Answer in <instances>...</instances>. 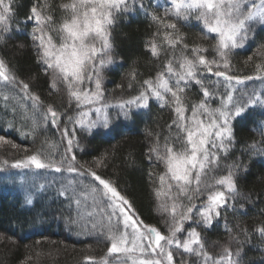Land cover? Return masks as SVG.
Returning <instances> with one entry per match:
<instances>
[{
	"label": "trees",
	"instance_id": "obj_1",
	"mask_svg": "<svg viewBox=\"0 0 264 264\" xmlns=\"http://www.w3.org/2000/svg\"><path fill=\"white\" fill-rule=\"evenodd\" d=\"M65 2L67 0H11L14 15L9 31L0 34V58L10 74L16 77L15 84L22 88L19 82L27 83L29 90L27 101L24 93L23 96L12 93L21 100L0 97V137L7 140L0 146V169L8 171L16 161L34 154L55 165L49 168L67 170L71 162L80 171L95 172L111 182L130 201L139 219L159 228L167 236L172 217L161 204L170 208L172 200L165 195L157 198L156 189L161 187L158 177L165 169L154 156L149 160V149L157 142L162 145L165 137L176 133L175 126L169 127L175 118L170 94L167 103L150 99L147 107L134 108L129 113L119 107L110 109L107 128L102 123L91 129L78 124L76 121L81 119L84 107L78 106L69 96L64 83L57 82L56 88L50 86L55 76L38 62L31 35L34 21L27 20L30 9L35 6L59 21L62 17L60 5ZM127 4V10L117 14L111 28L112 50L109 54L112 63L102 67L97 65L99 92L104 97L101 100L108 106L137 97L144 90L143 81L155 78L163 67L167 54L161 51L159 57H154L146 47L153 39L158 45L167 47L163 42V25L154 21L153 16L166 23H175L176 34L183 38L182 44L187 43L189 49L195 45L206 48L207 51L202 53L206 59H215L219 64V68L211 65L213 73L225 71L227 75L240 78L264 74L255 70L257 65L264 67V23L253 21L250 24L247 39L242 47L230 53V67L225 69L213 50L215 40L211 34L204 38L203 26L194 15L188 19L177 18L171 12L168 0H127ZM158 29L160 36L155 35ZM182 44L177 46V57ZM187 55L191 58L192 54L189 51ZM198 78L203 86L192 81L181 94L185 105L190 110L193 104L206 100L209 108H218V103L210 97L223 92L226 81L203 66H200ZM95 79L93 75L92 81L86 80L81 87L90 94L96 93ZM203 88L211 93L208 98L202 95ZM33 95L39 100L34 102ZM13 102H22L21 108ZM49 106L58 113L55 125L51 120L44 121ZM186 115H190V111ZM65 128L68 130L66 136L63 134ZM232 136L227 151L219 155L218 167L209 175L219 177L231 170L236 183L235 195L229 194L227 207L222 208L220 215L208 226L197 223L200 216L194 211L192 220L184 222L185 231L178 236L183 240L187 230L195 228L211 257L219 258L228 248L234 254L239 251L238 258L232 257L238 259L239 264H264V235L258 231L264 227V105L248 107L236 117L232 123ZM69 139L72 140L71 151L68 150ZM149 173L153 175L150 177ZM6 174L10 175V172ZM36 183L38 186L43 184L39 180ZM0 185V264H86L85 256L105 255L108 247L105 235L102 231L92 234L88 225L75 219L70 198L45 188L37 191L30 201L16 188L6 187L5 182ZM195 187L193 183L187 192L191 201L181 196L176 203L201 206L206 198L205 195L197 196ZM171 195H176L175 189ZM177 252L182 249H173L178 264L181 259L185 264H202V257L179 256Z\"/></svg>",
	"mask_w": 264,
	"mask_h": 264
},
{
	"label": "snow or ice",
	"instance_id": "obj_2",
	"mask_svg": "<svg viewBox=\"0 0 264 264\" xmlns=\"http://www.w3.org/2000/svg\"><path fill=\"white\" fill-rule=\"evenodd\" d=\"M168 3L171 12L177 18L188 19L194 15L195 19L201 22L204 38H209L211 34L215 40L213 50L223 61L225 69L230 67L228 61L230 53L242 47L247 39L251 22L264 23V0H259V4L253 0L250 7L248 0H168ZM127 8V0H67L60 5L62 17L59 21L52 14H45L35 6L30 9L31 15L27 20L34 21L35 26L31 35L37 49L38 62L45 66L46 72L51 70L54 74L55 79L50 85L52 88H56L57 82H62L78 106L93 103L96 94H90L81 85L86 80L91 82L95 75V86L99 92L101 84L97 65L102 67L112 63L109 54L112 50L111 28L117 14L126 11ZM13 15L11 0H0V34L9 31ZM152 18L163 25V42L167 47L158 45L155 39L146 47L154 57H159L161 51H164L167 54L166 61L155 78L143 81L144 90L137 97L121 103L120 107L122 109L132 105L147 107L150 96L167 103L166 98L170 94L175 118L169 127L175 126L176 133L172 137H165L162 145L157 142L150 148L149 160L151 161L154 156L156 161L164 166L165 171L158 177L161 187L156 189V195L158 199L165 195L172 200L170 208L167 204H161L164 211L170 212L172 223L167 236L156 227L145 224L136 216L130 201L121 195L111 182L102 179L95 172H89L88 174L103 186L102 195L108 198L110 201L108 206L112 208L107 215V224L103 226L102 233L109 241L107 254L123 256L124 264H176L173 253L175 248L182 249V252H177L179 256L188 254L202 257V264H239L238 259L232 258L233 255L238 258L239 251L234 254L228 248L224 249L219 258L211 257L205 251L200 233L195 228L187 230L183 240L178 234L185 231L184 222L192 220L194 211L200 216L198 224L210 225L212 220L220 215V210L227 207L229 194L235 195L236 183L231 170L227 175L219 177L209 174L218 167L219 153L227 151L226 142L227 144L232 142L231 119L240 117L244 108L239 106L229 109L228 103H222L220 108L211 109L204 100L199 104H193L189 110L181 94L192 81L203 86L202 80L198 78L200 66L216 77H223L229 86L233 80L237 83H243V80L237 76L227 75L225 71L217 70L213 73L211 65L219 68V64L215 59L211 61L206 59L202 54L207 51L206 48L195 45L189 49L187 43L182 44L183 38L176 34L175 23H166L156 16ZM155 35L160 36L161 30L158 29ZM181 44L180 55L177 57V46ZM189 51L192 54L191 58L187 55ZM255 70L257 73L264 72V67L257 65ZM254 78L261 77H244L247 80ZM0 79L13 84L17 82L16 77L8 73L3 60H0ZM19 83L27 93L29 85L22 81ZM202 95L208 98L211 93L207 88H203ZM31 99L35 102L39 97L33 95ZM231 101L232 96L228 94L227 102ZM95 111L99 113L101 109L96 108ZM189 111L190 115H186ZM87 115V112H81V119L76 122L84 126L83 117ZM44 116L45 120L50 116L51 123L57 124L58 113L52 106L47 108ZM98 123L107 128V115L102 121H90L87 127L94 128ZM33 124L35 126L36 122L33 121ZM63 134L68 135L67 128ZM68 145V150L71 151V139L68 140ZM72 160H75V156ZM30 166L44 169L55 165L45 163L38 154L29 155L12 165L14 168ZM55 170L59 172L61 168L55 167ZM67 170L77 171L71 162ZM152 175L149 173L150 177ZM193 182L196 185V195H205L206 201L202 206L177 204L176 201L181 196L191 201L192 197L188 196L187 192L191 190ZM173 189L176 192L175 196L171 195ZM96 191V187L91 189L92 193ZM113 216L116 217L115 223L112 222ZM258 231L264 235V227ZM85 259L95 264L94 258ZM99 264H108V261L103 258ZM179 264L185 262L181 259Z\"/></svg>",
	"mask_w": 264,
	"mask_h": 264
},
{
	"label": "rangeland",
	"instance_id": "obj_3",
	"mask_svg": "<svg viewBox=\"0 0 264 264\" xmlns=\"http://www.w3.org/2000/svg\"><path fill=\"white\" fill-rule=\"evenodd\" d=\"M252 2L253 0H248L249 7L251 6ZM255 3L259 4V0H255ZM8 73L10 74L9 70ZM259 76L261 78L259 79L254 78L251 80L241 78L243 80V83H237L235 80H233L231 81V86H229L228 82H226L227 83L226 87L222 88L223 92H217L216 94L212 95L210 98L212 100L215 99V103L217 102L219 105L218 108L221 107L222 103H228L229 109H234L235 107L243 106L245 111L246 108L251 106H255L258 104L264 105V74L263 75L261 74ZM17 87L18 86L16 84L9 83L7 81H4L3 79H0V97H4V99L10 97L18 99L19 97L12 95V93L15 92L17 95L19 94L21 96H23L24 93L25 96L24 100L27 101L28 97L26 92L22 88L20 87L17 88ZM13 89H15L17 92ZM91 94H96L94 96L93 103L82 104V106L84 107L82 111L88 113L87 117H83L85 126H87L90 121H97V120L102 121L105 115H107L108 117L110 109H113L115 107H119L120 109H122L120 107V103H114L113 105L108 106V104H106V101L102 102L103 99L101 100V98L104 97L102 96L101 92L98 93L96 92ZM228 94H231L232 96L231 102H227ZM150 99L158 101L155 97L152 96H150L148 100ZM158 102L163 103L162 101H158ZM13 103L18 108H21L22 102L20 103L13 102ZM96 108H100L101 111L97 113L95 111ZM134 108H139V107L132 105L131 107L123 108L122 110L123 112L126 111L129 113ZM235 118L236 117H233L230 121L231 128H232L233 120ZM50 120H51L50 116L47 120L44 119V121L46 122H49ZM5 142H7V140L4 139L3 137H0V146ZM222 152L223 151H221L219 155ZM11 168H8L10 169L8 171L7 169H0V184L1 182H5L6 187L16 188L19 192L23 193V196L24 198L26 197V200H30V201L32 200V198L34 197L37 191L43 190L45 188H52L54 189V191L72 200L75 209L74 212L76 217L75 219L81 220L86 224V226L88 225L90 232L92 234L96 233L97 231L104 232L103 226L107 224V215L112 211V208L108 206L110 203L108 198L103 197L102 195L103 186L99 185V182L95 181L94 177L88 174V172L80 171L77 168H76L77 171L75 172H69L68 170H61L57 172L55 168L36 169L35 166H30L27 168L25 167L14 168L11 166ZM16 169L23 170L24 174L22 172L17 173ZM7 172H10V175L6 174ZM81 173L84 174L82 175ZM1 174H3L4 177L1 176ZM37 180L42 181L43 184L38 186L36 183ZM193 183L195 184V182ZM12 184H16V185L13 186ZM1 186L2 185H0V187ZM32 186L38 189L36 190ZM93 187L97 188V191L95 193L91 192V189ZM78 200H79V204H77ZM205 201L206 199L201 203V206ZM89 213H91V215H89ZM112 222L113 223L116 222L115 216L112 217ZM158 230L161 232L159 228ZM185 237L183 236V239ZM107 244L109 246L108 240H107ZM107 249L105 255L101 254V257L94 258L95 264H99V261L103 258L107 259L108 264H124L125 258L123 256H118L116 254L109 256L107 254ZM86 257L87 256H85V258ZM84 263L94 264L93 261H87V260H84ZM176 264L178 263L176 262Z\"/></svg>",
	"mask_w": 264,
	"mask_h": 264
}]
</instances>
